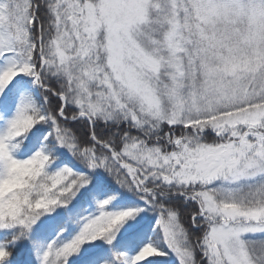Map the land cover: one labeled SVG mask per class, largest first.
<instances>
[{
  "label": "snow or ice",
  "instance_id": "snow-or-ice-1",
  "mask_svg": "<svg viewBox=\"0 0 264 264\" xmlns=\"http://www.w3.org/2000/svg\"><path fill=\"white\" fill-rule=\"evenodd\" d=\"M0 264H264V0H0Z\"/></svg>",
  "mask_w": 264,
  "mask_h": 264
}]
</instances>
